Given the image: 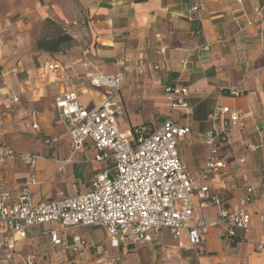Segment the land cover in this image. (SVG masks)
I'll return each instance as SVG.
<instances>
[{
	"label": "crops",
	"instance_id": "0c3cea01",
	"mask_svg": "<svg viewBox=\"0 0 264 264\" xmlns=\"http://www.w3.org/2000/svg\"><path fill=\"white\" fill-rule=\"evenodd\" d=\"M196 2L0 0V97L19 96V104L0 121V145L37 156L35 182L29 186L33 202L89 192L93 177L109 163L95 159L90 143L73 149L56 116L54 96L76 92L80 105L90 109L111 94L107 87L90 85L91 77L123 73L114 97L121 108L117 127L133 139L155 130L167 116L163 88L180 73L182 59L188 60L179 80L187 91L188 110L187 114L174 112L171 118L178 127L190 129L178 144L185 170L198 179L208 158L199 135L220 129V119L209 116L214 107L226 106L244 119L227 133L231 144L219 145L218 155L227 166L207 182L210 196L217 194L227 209L245 195L244 179L255 191L263 184L264 23L247 27V22L255 7L264 8V0H205L195 35L197 23L190 6ZM163 45L166 49L160 53ZM204 46L207 52L201 50ZM138 64L144 65V75L137 74ZM154 64L160 70L154 71ZM52 65L57 69L49 70ZM231 91L238 97L231 96ZM47 138L53 139L49 145L43 142ZM26 174L19 159H8L0 166V190L17 195ZM194 205L196 215L217 216L213 203L204 210L198 200ZM245 210L250 214V230L234 243L213 228L195 247L180 249L164 234L151 243L110 250V257L119 259L116 264H264V199ZM58 228L54 223L36 226L30 235L15 240L14 251L35 253V264H66L71 251L55 246L46 235ZM57 235H78L85 242L79 264H107L97 248L104 237L101 229L79 227ZM181 242L187 244L185 233Z\"/></svg>",
	"mask_w": 264,
	"mask_h": 264
},
{
	"label": "built area",
	"instance_id": "2783aa9c",
	"mask_svg": "<svg viewBox=\"0 0 264 264\" xmlns=\"http://www.w3.org/2000/svg\"><path fill=\"white\" fill-rule=\"evenodd\" d=\"M230 1L241 3L243 0ZM204 2L197 0L190 6V14L197 23L195 35L200 31L199 14L205 9ZM258 22L264 23L262 7L254 8L253 18L247 22V27ZM165 49L163 45L159 52ZM201 50L207 52L208 46ZM187 63V59L180 61V73L163 88L168 102V114L163 122L149 134L140 133L133 139L124 136L117 127L121 108L115 103L114 97L122 86L123 73L91 77L90 85L96 88L107 87L111 94L90 109L80 105L76 92H64L53 97L56 116L66 130L73 149L85 148L84 144L90 143L97 153L95 159L109 161L105 170L93 177L91 190L87 193L33 202L29 186L35 182L33 171L37 156L15 152L0 145V166L8 159L17 158L27 169V178L17 195L0 190V227L4 229L0 234V264H35V253L19 255L14 251L15 240L27 237L36 226L50 223L59 226L58 230L46 233L50 235L51 242L72 253V258L66 264H79L85 242L78 235L62 238L57 233L64 236L79 227L101 229L104 237L97 248L107 264L119 261L118 258L110 257V250L125 245L135 247L151 243L164 234L175 240L178 248L184 249L187 246H198L213 228L219 229L221 238L226 241L239 238L250 230V214L245 209L250 203L264 199V182L255 191L244 179L245 195L227 209L221 206L217 194L210 196L207 185L212 176L225 171L227 165L218 155L219 145L231 144L227 133L244 119L243 115L226 106L214 107L209 117L220 119L221 127L199 135L206 146L208 158L200 169L198 179L189 175L178 155L180 139L188 135L190 129L175 125L171 114H187L188 95L179 82ZM151 68L154 71L160 70L158 64ZM56 69V65L49 68ZM136 69L138 75L145 74L144 65L138 64ZM230 95L238 97L235 91H231ZM17 104V94L1 95L0 121ZM43 142L49 145L53 139L47 138ZM66 162L64 160L59 163L58 171ZM194 200H198L201 210L210 203L216 205L217 216L208 218L203 214L196 215ZM183 233L187 244L181 242Z\"/></svg>",
	"mask_w": 264,
	"mask_h": 264
},
{
	"label": "trees",
	"instance_id": "16d2710c",
	"mask_svg": "<svg viewBox=\"0 0 264 264\" xmlns=\"http://www.w3.org/2000/svg\"><path fill=\"white\" fill-rule=\"evenodd\" d=\"M137 1H143V0H137ZM132 131H133V130H132ZM238 239H239V238H232V239L229 240V241H231V243H234V242L238 241Z\"/></svg>",
	"mask_w": 264,
	"mask_h": 264
}]
</instances>
